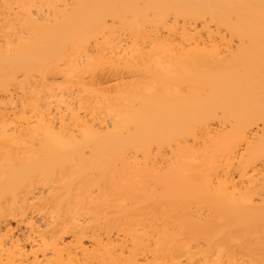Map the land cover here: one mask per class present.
I'll list each match as a JSON object with an SVG mask.
<instances>
[{"label": "bare ground", "instance_id": "bare-ground-1", "mask_svg": "<svg viewBox=\"0 0 264 264\" xmlns=\"http://www.w3.org/2000/svg\"><path fill=\"white\" fill-rule=\"evenodd\" d=\"M0 264H264V0H0Z\"/></svg>", "mask_w": 264, "mask_h": 264}]
</instances>
